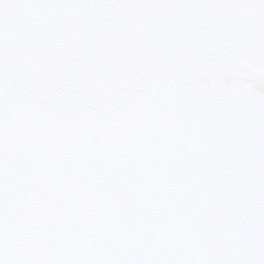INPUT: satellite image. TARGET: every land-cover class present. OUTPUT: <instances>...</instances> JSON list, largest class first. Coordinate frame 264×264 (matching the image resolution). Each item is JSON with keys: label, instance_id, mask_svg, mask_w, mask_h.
I'll use <instances>...</instances> for the list:
<instances>
[{"label": "snow or ice", "instance_id": "1", "mask_svg": "<svg viewBox=\"0 0 264 264\" xmlns=\"http://www.w3.org/2000/svg\"><path fill=\"white\" fill-rule=\"evenodd\" d=\"M0 264H264V0H0Z\"/></svg>", "mask_w": 264, "mask_h": 264}]
</instances>
